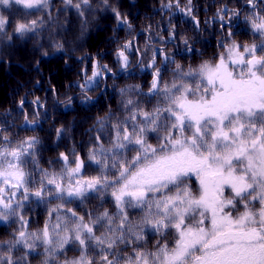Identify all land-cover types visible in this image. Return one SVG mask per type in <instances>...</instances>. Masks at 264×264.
I'll use <instances>...</instances> for the list:
<instances>
[{"label": "trees", "instance_id": "1", "mask_svg": "<svg viewBox=\"0 0 264 264\" xmlns=\"http://www.w3.org/2000/svg\"><path fill=\"white\" fill-rule=\"evenodd\" d=\"M116 1L89 0L88 4L81 3L79 9L75 5L80 0H72V4L52 0L46 6L32 9L14 5L18 18L7 19L0 31V75L8 82V78L17 72L8 89L4 91L0 87V93L3 92L0 146L10 150L21 147L27 138L35 137L37 141L28 149L30 154L21 158L28 191L0 182V187L5 189L4 201H12V214L6 220H0V264H8L9 260L11 264H44L45 261L47 264H66L82 255L94 264H104L101 258L105 255L117 259L119 264H128L137 251H157V244L174 247L178 239L175 228L157 232L150 225L142 224L148 211L146 206L129 208L125 205L123 212L117 207L112 192L119 185L112 182L119 177L121 163L136 156L140 147L122 139L124 129L138 131L145 126L143 113H154L157 108L169 106L171 96L163 91L165 85L171 87L175 83L178 87L183 84L192 88L193 92L188 93H184L182 87L179 92L172 89V94L186 95L189 101H196L201 95L211 98V93L203 92V86L196 90L199 78L181 80L176 72L177 65L187 72L198 69L204 62L218 63L222 54L228 57L227 49L233 43L259 45L264 42V34L252 28V18L264 17V0H252V3L249 0ZM116 12L127 17V23L118 21ZM33 20L37 24L32 31L23 35L15 31L18 24H30ZM243 30L248 32V39L242 34ZM14 47L31 49L36 54L30 68H25L28 69L26 75H22V62L14 58ZM121 50L127 57L125 66L117 55ZM162 55L164 59H161ZM97 58L101 59V74L87 87H82L87 80L85 75L92 70L93 59ZM86 63L90 68L84 66ZM11 64L13 71L9 67ZM39 64L49 68L47 74L51 79L43 77ZM157 70L160 91L150 92ZM134 114L135 119H132ZM155 119L157 130L146 131L147 144L157 147L164 142L168 132L181 136L178 128L171 127L175 118L170 113L161 111ZM206 119L215 121V117ZM188 123L193 126L185 128L183 136L186 137L196 131L195 121ZM147 127L151 129L152 126ZM208 127L213 129L211 124ZM117 129L125 148H113ZM208 138H211L210 133ZM101 148L105 151L101 152ZM93 150L98 152L97 159L104 163L90 159ZM61 153L68 157L67 163ZM78 159L84 161V166L70 177L68 170L75 167ZM9 160L12 158H4L2 167L11 172L13 170L7 167ZM45 173L48 177L56 174L57 182L65 189L77 187V181L97 177L106 178L109 184L97 185L96 190H88L80 197H70L67 191L57 193L56 186L47 183ZM184 179L193 195L199 196L201 188L197 176L192 173ZM41 182L45 190L41 197H36L33 193L41 188ZM169 188L171 191L165 189L163 193L148 195L160 197L177 191L172 186ZM232 195L231 188L225 186L223 198ZM240 206L244 208L243 202L228 205L225 210L232 211L234 217ZM251 206L260 208L258 201H252ZM152 211L155 212L154 207ZM200 211L202 209L189 213L185 223L199 221ZM105 212L108 217L101 219ZM125 216V227L121 229ZM210 223L206 216L204 224L211 226ZM84 224L92 227L91 234ZM77 225H81L79 232L85 238L84 246L74 239ZM140 227L144 229L143 238L137 240L134 233ZM20 232L25 233L23 238L19 236ZM89 236L102 237L105 243L98 245L94 239H87ZM120 236L124 237L123 241L116 239ZM65 238L68 242L61 248L59 245ZM109 238L115 240L110 249L107 247ZM45 239L51 243H45Z\"/></svg>", "mask_w": 264, "mask_h": 264}, {"label": "snow or ice", "instance_id": "2", "mask_svg": "<svg viewBox=\"0 0 264 264\" xmlns=\"http://www.w3.org/2000/svg\"><path fill=\"white\" fill-rule=\"evenodd\" d=\"M64 2L72 4V0ZM88 2L89 0H80L75 7L79 9L81 3ZM9 3L10 0H0L3 5ZM14 3L32 9L46 6L48 0H14ZM249 3H252V0H249ZM116 18L121 23H127V17H122L119 12H116ZM5 23L4 17L0 16V31ZM36 24L35 20L30 24L21 23L16 26L15 31L23 35L32 31ZM252 28L255 32L264 34V17L252 18ZM124 47L127 48L128 45L125 44ZM227 52L228 57L222 54L218 63L204 62L198 69L185 72L180 65L176 66L181 80L185 77L193 80L199 78L200 83L196 85V90L203 86L205 94L211 93L210 99L201 95L198 100L189 101L186 95L172 94V89L179 92L182 87L184 93H188L193 92L192 88L183 84L178 87L175 83L171 87L165 85L163 91L171 96L169 106L164 109L157 108L154 113H143L145 126L140 127L138 131L128 132L127 128L124 129L122 139L140 147L136 150V156L121 163L119 177L112 182L119 185L112 192L117 207L123 212L125 205L129 208L146 206L148 211L142 224L150 225L157 232H161L163 228H175L178 233L174 247L157 244V251H137L135 258L129 260L128 264H264V55H257L258 52L264 53V42L259 45L233 43ZM117 55L126 64L127 57L124 52L121 50ZM100 74L99 66L94 65L92 75L82 87H87ZM205 80L207 83L203 84ZM151 91H160L159 70L154 75ZM161 111L168 112L175 118L171 127L178 128L181 136L176 137L172 132H168L163 138L164 142L153 147L146 143L145 133L148 130H157L155 117ZM206 117H215V121ZM132 119H135V114ZM188 121H195L196 131L186 137L183 136L185 128L193 126ZM209 124L213 125L214 130L208 127ZM147 125H151V129ZM59 134L58 129L57 135ZM4 139L7 140L6 137ZM120 140L121 135L117 129V140L113 148L126 147ZM36 142L35 137H30L18 148L9 150L0 146V182L16 188H25L26 173L20 166L21 158L30 154L28 149ZM100 151L105 150L101 148ZM60 155L67 163L68 157L63 153ZM97 155L98 152L93 150L90 159L98 164L104 163L97 159ZM6 157L12 158L7 162L8 169L13 170L11 172L2 167ZM83 166L84 161L78 159L75 167L69 169L67 174L71 177L79 173ZM115 166L113 164V167ZM192 173L200 180L199 196L193 195L185 184L184 178ZM45 178L48 184L56 186L57 193L67 191L70 197H80L88 190H96L97 185L109 184L106 178L97 177L77 181V187L65 189L57 182L56 174L48 177L45 173ZM11 181L16 183L13 185ZM41 183V188L33 193L36 197H41L45 190L43 182ZM169 186L177 189L173 195H148L163 193L165 189L171 191ZM224 186L230 187L234 195L224 199ZM27 191L25 188V192ZM4 192L5 189L0 187V220H6L12 214V201H4ZM124 197L131 199L125 200ZM252 201L259 202L258 211L251 206ZM239 202L244 204L242 214L233 217L224 211L228 205L235 206ZM153 207L155 212L152 211ZM198 209H203L199 212L201 219L195 224L185 223L188 214ZM207 212L211 213L210 228L203 226ZM72 215L75 216V213ZM107 217L108 213L105 212L101 219ZM126 220L127 216L121 221V229L125 227ZM80 227L81 225H77L74 239L84 246L86 241L80 235ZM83 227L88 233L93 232L89 225L84 224ZM143 231V227H140V230L134 233L137 240L143 238ZM19 236L23 238L25 233L20 232ZM47 236L45 228L44 237ZM87 239H94L98 245L105 243L99 236H89ZM116 239L123 241L124 237ZM44 242L51 243L48 239ZM67 242L65 238L59 246L62 248ZM114 243L115 240L109 238L107 247L112 248ZM101 259L104 264H119L117 259H109L107 255ZM8 264H11V260ZM44 264H47V261ZM66 264L94 262L82 255L79 259L66 261Z\"/></svg>", "mask_w": 264, "mask_h": 264}, {"label": "rangeland", "instance_id": "3", "mask_svg": "<svg viewBox=\"0 0 264 264\" xmlns=\"http://www.w3.org/2000/svg\"><path fill=\"white\" fill-rule=\"evenodd\" d=\"M12 2H14V0H10V3H12ZM118 2V0L116 1V3ZM9 5H11V4H9ZM217 5H219V3H217ZM5 7V5H3V4H0V16H2V17H4V19H5V21L8 19V12L11 14V15H13V14H15V13H11V10L10 9H12V6H9V9L8 10H6V7ZM14 18H18L17 16H13ZM15 21V20H14ZM248 32H246L245 30H243V33L242 34H245V35H247V39H248V34H247ZM245 38V39H246ZM246 39V40H247ZM14 49H16L15 51H14V54H15V59L16 60H18L19 62H22V69L24 70V72H23V74L22 75H26V72L25 71H28V69H26L25 70V68H28L29 66H30V64H31V60H32V58H33V60L35 61L36 59V54L34 53L33 54V51L31 50V49H26V48H23V49H20V48H15L14 47ZM17 51V53H15ZM124 56L126 57V55L124 54ZM165 57L162 55V58L161 59H164ZM15 60V61H16ZM100 58H97V59H93V61H92V70L90 71V73H88V75L86 74L85 75V77L88 79V77H90L91 75H92V71H93V66L94 65H98L99 66V63H100ZM68 62H70L71 63V59H69V61ZM209 63H211V62H209ZM40 65V64H39ZM82 66H83V63H82ZM84 66L86 67V68H90V64L89 63H86V64H84ZM122 66H125V62L123 61L122 62ZM11 69H12V71H13V65L11 64L10 66H9ZM30 68V67H29ZM40 69L42 70V75H43V77H47V78H49V79H51L50 78V75H48L47 74V70L49 69L47 66L45 67V65H40ZM31 73V75L33 74L32 73V71L30 72ZM29 73V74H30ZM39 73H41V72H39ZM13 76H10L9 78H8V82H4L3 81V78H5V76L4 75H0V87H2L3 88V90L5 91L6 89H8V87H9V84H12L13 83V81L15 80V78H16V76H17V72H14L13 74H12ZM22 75H19V77L20 78H22ZM38 76H40V74L38 75ZM40 78V77H39ZM96 78V77H95ZM39 80V79H38ZM86 82H87V80H86ZM5 87V88H4ZM3 94V92H1L0 93V101H2V95ZM115 107V104L113 103V108ZM159 128V127H158ZM200 181V180H199ZM15 181H11V183H14ZM6 185V184H5ZM8 185V184H7ZM224 199H225V197H224ZM5 202H6V200H5ZM253 208H255L256 210H258L259 209V207L258 206H252ZM229 210V209H228ZM228 210H225L224 209V211L225 212H227V213H229L230 215H232L231 213H232V211H228ZM202 211H203V209H202ZM243 211H244V208H241V206H240V211L239 212H237L236 214H235V216L234 217H236V216H238V215H240V214H242L243 213ZM206 216H207V219L209 220L210 218H211V213L210 212H207L206 213ZM206 224V223H205ZM203 225L204 227H206V228H208V227H211V226H208V225ZM211 224V223H210Z\"/></svg>", "mask_w": 264, "mask_h": 264}, {"label": "flooded vegetation", "instance_id": "4", "mask_svg": "<svg viewBox=\"0 0 264 264\" xmlns=\"http://www.w3.org/2000/svg\"><path fill=\"white\" fill-rule=\"evenodd\" d=\"M49 1H52V0H48V2ZM9 4H11V5H9ZM8 5H5V7H6V10H8L9 9V6H12V9H10L11 10V13H15V14H13V15H11L9 12H8V20H10V17L12 18V16H16V15H18V11L15 9V8H13V6L14 5H20V4H16V3H14V2H12V3H9ZM4 7V8H5ZM197 180H198V178H197ZM225 187V186H224ZM210 220H211V218H210ZM197 254H199V253H197Z\"/></svg>", "mask_w": 264, "mask_h": 264}]
</instances>
